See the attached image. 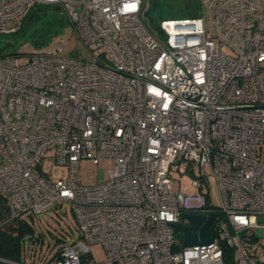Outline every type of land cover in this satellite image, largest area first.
<instances>
[{"label": "built area", "instance_id": "1", "mask_svg": "<svg viewBox=\"0 0 264 264\" xmlns=\"http://www.w3.org/2000/svg\"><path fill=\"white\" fill-rule=\"evenodd\" d=\"M145 2L0 0V35L16 31L34 3L60 6L75 38L67 52L61 39L56 49L0 50V194L8 219L32 223L69 202L79 237L57 248L53 264H225L223 243L233 264H258L264 0H198L195 16L154 25L141 16ZM47 156L67 174L45 177L39 165ZM85 159H111L108 177L84 182ZM173 172L189 176L194 191L173 188ZM183 214L208 220L209 243L183 244L173 224L199 236ZM22 238L35 242L39 233Z\"/></svg>", "mask_w": 264, "mask_h": 264}, {"label": "rangeland", "instance_id": "2", "mask_svg": "<svg viewBox=\"0 0 264 264\" xmlns=\"http://www.w3.org/2000/svg\"><path fill=\"white\" fill-rule=\"evenodd\" d=\"M198 0H146L141 16L148 25H154L164 17H189L197 14ZM55 6V7H54ZM39 23L32 26L22 38H15L12 34L0 35V48L3 53L15 51H30L34 48L56 49L58 41H66L68 46L62 52L71 50L75 44V38L71 34V25L69 24L62 8L57 5L40 6ZM19 28V27H18ZM11 41L12 44L6 45ZM39 44L41 46H37ZM27 55L22 54L21 60L27 61ZM48 155H52L49 151ZM113 161L111 159H102L98 164L85 159L80 163V173L86 183H96L108 177V170ZM39 168L48 179L56 178L67 174V167L59 165L50 156L44 158ZM172 187H181L186 192H193L194 187L191 184L189 176H181L173 172ZM211 200L215 205L219 204L218 193L214 182L211 183ZM31 222L35 225L39 233L37 241H26L24 243L23 255L20 258L22 264H42L47 261L53 264L55 252L63 243H69L79 237V231L76 227L74 215L71 211L69 202L58 206L56 209L48 210L40 215L32 217ZM176 238L180 242V236ZM260 258L264 259V238H260ZM91 249L97 259L105 257L104 249L99 244H94ZM2 264H14L7 260H2Z\"/></svg>", "mask_w": 264, "mask_h": 264}, {"label": "trees", "instance_id": "3", "mask_svg": "<svg viewBox=\"0 0 264 264\" xmlns=\"http://www.w3.org/2000/svg\"><path fill=\"white\" fill-rule=\"evenodd\" d=\"M40 6L41 5L39 4H31L26 12L20 17L19 28L10 33L12 36L14 35V38H12L13 40L15 38H23L28 29L39 23ZM9 44H12L10 40L6 42V45ZM37 46L41 45L36 44V47ZM8 216L5 198L0 194V258L20 263L21 256H24V242L22 237L25 232L35 229V225L30 223L29 219H25L24 221L19 219L9 220ZM222 247L225 264H233L232 249L225 243L222 244ZM0 264H2L1 261ZM258 264H264V260L260 261Z\"/></svg>", "mask_w": 264, "mask_h": 264}, {"label": "water", "instance_id": "4", "mask_svg": "<svg viewBox=\"0 0 264 264\" xmlns=\"http://www.w3.org/2000/svg\"><path fill=\"white\" fill-rule=\"evenodd\" d=\"M182 216L188 217L191 220L193 227L197 228L199 231L198 236V234L192 232V228L189 225L182 226L180 224H173L175 231L182 230L184 245H194L197 243L205 244L211 241L212 235L209 228V222L208 220H205L203 215L183 214Z\"/></svg>", "mask_w": 264, "mask_h": 264}]
</instances>
